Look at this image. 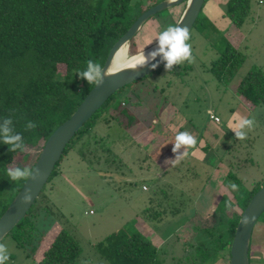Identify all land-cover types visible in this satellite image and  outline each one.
<instances>
[{
  "label": "rangeland",
  "instance_id": "374dc122",
  "mask_svg": "<svg viewBox=\"0 0 264 264\" xmlns=\"http://www.w3.org/2000/svg\"><path fill=\"white\" fill-rule=\"evenodd\" d=\"M226 2L206 0L203 5L200 18L205 16V27L201 29L196 23L190 30L193 63L185 61L167 72L165 62L160 71L129 83L114 94L115 102L130 101L128 109L140 122L146 120V130L135 133L134 125L125 130L117 119L109 118L108 122L100 121L89 136H83L75 150L60 161L58 175L46 183L37 198L32 219L40 237L36 239L39 246L35 254H29V246H17L10 235L0 241L11 252L10 264H37L54 233L62 227L82 247L75 264H109L94 245L121 230L141 231L159 249L162 264H174L194 251L188 244L194 243L195 224L212 226L218 222V210L225 204L223 196L231 198L223 181L230 169L247 189L254 183H264V102L248 109L237 92L248 71L255 67L264 70V0H252L249 15L240 27L226 16ZM184 6L182 2L150 17L133 37L135 50L150 47L147 45L161 31L175 26ZM224 38L246 57L230 82L219 86L209 67L223 47ZM59 69L63 72L64 66ZM214 111L220 115L217 123L209 117ZM234 111L255 120L245 140L237 139L229 129ZM175 122L183 127L177 132L204 137L201 143L215 124L226 129L217 149L219 154L228 150L223 159L213 154L209 159L213 164L214 158L211 167L192 161V152L175 166L169 161L173 152L159 158L173 146ZM101 137L110 151L101 149ZM86 141L82 158L77 150ZM26 151L30 152L29 163L17 167L29 168L40 148L29 146ZM227 212L241 210L234 206ZM249 256L251 264H264V214L253 228ZM218 259L215 256L213 264H227V258ZM184 262L185 259L180 264ZM189 263L193 264L190 260Z\"/></svg>",
  "mask_w": 264,
  "mask_h": 264
},
{
  "label": "trees",
  "instance_id": "16d2710c",
  "mask_svg": "<svg viewBox=\"0 0 264 264\" xmlns=\"http://www.w3.org/2000/svg\"><path fill=\"white\" fill-rule=\"evenodd\" d=\"M159 1L0 0V123L4 118H11L13 130L22 135L26 148L39 147L41 150L49 135L75 111L94 86L82 79L76 70L86 68L89 59L103 67L114 43L143 11ZM251 3L252 0H227L225 14L233 25L240 27L243 24L249 15ZM200 13L194 24L198 23L203 29L205 16L202 14L200 18ZM223 41V47L209 67L219 86H226L230 82L246 57L226 38ZM140 51L135 50L132 38L128 53L133 55ZM60 65L64 66L63 72L59 69ZM155 71H160V67ZM117 91L71 138L47 183L58 175L60 161L75 150L82 137L89 136L100 121L117 119L125 130L138 123L139 120L127 107L129 100L115 102L113 97ZM237 92L248 104L256 106L263 103L264 70L255 67L248 71L238 84ZM108 107H111V111H108ZM28 121L35 122L37 127L26 130ZM102 140L103 137L99 138L101 149L110 151ZM87 144L88 141L83 142L77 150L82 158H85L84 146ZM26 148L24 151L10 152L9 146L0 142V216L25 182L11 180L7 169L29 163L30 152ZM208 149V145L203 146L204 153ZM39 152L30 163V169ZM216 152L223 159L224 151L221 154ZM191 159L202 162L203 158L191 155ZM223 181L231 191V198L223 196L225 204L218 210V222L212 226L195 224L194 243L188 244L194 251L178 258L174 264H180L183 259L185 262L182 264H190L189 260L193 264H205L207 261L213 264L216 262L215 256L227 258V264H230V246L239 218L264 183H254L251 189H247L232 169ZM233 184L237 186L235 190ZM37 198L26 215L7 234L17 246L25 249L29 246L28 252L32 255L39 246L36 239L40 237L32 219L39 202ZM234 206L240 208L241 212L228 213ZM185 220L186 217L180 223ZM94 247L109 264H162L157 246L139 230L113 232L95 243ZM81 252L82 247L77 240L68 229L62 227L54 233L37 264H75Z\"/></svg>",
  "mask_w": 264,
  "mask_h": 264
},
{
  "label": "water",
  "instance_id": "95a60500",
  "mask_svg": "<svg viewBox=\"0 0 264 264\" xmlns=\"http://www.w3.org/2000/svg\"><path fill=\"white\" fill-rule=\"evenodd\" d=\"M182 2L185 3V6L175 26H187L190 31L203 8L205 0H161L143 11L131 24L128 30L114 43L103 65V68L108 70L110 75L104 77L103 84L98 86L94 85L90 89L75 111L64 122L57 126L45 141L32 167L34 172L37 169L39 170L38 176L36 179L29 178L23 183L18 193L0 216V241L4 239L9 231L26 215L47 183L56 163L61 158L64 148L86 120L89 119L115 91L154 72L165 63L161 54L157 55L155 59L150 58L148 64L138 70L128 69L127 66L116 70H110L118 50L124 45H127L128 49L129 41L137 34L141 26L150 17L161 10L174 7ZM144 50L133 55L144 52ZM152 64H156L157 67L152 68ZM27 190L31 191L32 198L29 203L25 204L22 202L21 198ZM263 212L264 185L254 193L242 211L230 246V264H250L249 250L252 231ZM245 217L248 218L247 223L243 222Z\"/></svg>",
  "mask_w": 264,
  "mask_h": 264
},
{
  "label": "clouds",
  "instance_id": "9594fccd",
  "mask_svg": "<svg viewBox=\"0 0 264 264\" xmlns=\"http://www.w3.org/2000/svg\"><path fill=\"white\" fill-rule=\"evenodd\" d=\"M158 40V49L152 51L149 56H145L143 52L127 56L128 59L127 68L132 70H138L148 64L149 57L155 59L157 55L162 54V59L166 62L164 67L167 72L173 70L174 65H182L185 61L193 63L195 57L192 52V45L189 43L191 40V33L187 26H168L165 30L161 31L156 37ZM151 42V41H150ZM152 68L157 67L156 64L151 65ZM76 73L85 79L90 85L103 84L104 77L110 75L108 70L103 68L99 63L92 59L86 61V68L83 70H76ZM234 125L230 127L235 133V137L239 140L247 139L248 132L255 126V120L253 118L241 117L239 115L234 117ZM12 119L4 118L3 123H0V142L9 146L10 152L17 150L24 151L26 146L24 139L20 133L14 132L12 127ZM37 127L33 121H28L25 125L26 130H34ZM173 143L172 152L175 154L174 159H170L173 166L179 164L188 155V149L194 148L197 141L196 138L187 131L177 132ZM182 150V151H181ZM39 174V170L30 168H8L7 175L13 181L28 180L29 178L36 179ZM235 190L237 186L232 185ZM31 191L27 190L24 196L21 198L22 202L27 204L31 200ZM244 223L248 222V218L245 217ZM11 252L6 244L0 243V264H10Z\"/></svg>",
  "mask_w": 264,
  "mask_h": 264
},
{
  "label": "crops",
  "instance_id": "0c3cea01",
  "mask_svg": "<svg viewBox=\"0 0 264 264\" xmlns=\"http://www.w3.org/2000/svg\"><path fill=\"white\" fill-rule=\"evenodd\" d=\"M139 32V31H138ZM142 41H143V39H142ZM158 43V40L155 38V40L154 41H152V42H150L149 43V45H147V46H153V45H155V44H157ZM146 46V47H147ZM129 47V46H128ZM147 48H149V47H147ZM246 107L248 108V109H252L254 106H250V104H248V103H246ZM215 112V114L216 115H218L219 117H220V115L216 112V111H214ZM237 115H239V116H241V117H244L240 112H238V111H234V113H233V115H232V118L229 120V122H228V125H230V127L231 126H233L234 125V123H235V121H234V117L235 116H237ZM248 118V117H247ZM146 122V120L144 121V120H142L141 122L140 121H138V123H136V124H134V132L135 133H137V132H139V131H141V130H143V129H145L146 130V125H144L143 123H145ZM137 126V127H136ZM183 127H182V125L179 123V122H175V125H174V127H173V131H176L177 132V130H181ZM229 128V127H228ZM211 130V132H209V134H208V132H207V138H206V140H204V142L203 143H201V141H200V139L201 138H203L204 139V137H201L200 139H199V137H195L196 138V141H197V143H196V145H195V147L194 148H190V149H188L187 151L188 152H192V156H196L198 159L199 158H203L201 161V164H207V165H210L211 167H213V165H214V158H213V161H212V163L213 164H210L209 163V159H211V156L213 155V154H215V156L217 157V149H218V145H219V141H220V139H221V135H224L225 133H227L226 132V129L224 130L223 128H220V126H218L217 124H215V126L213 127V128H210ZM230 129V128H229ZM150 130V129H149ZM231 130V129H230ZM229 130V131H230ZM232 131V130H231ZM230 131V132H231ZM232 134V133H231ZM235 136V135H234ZM204 145H208V147H209V149H208V151H207V153H204V151H203V146ZM172 148H173V146L170 148V150H168V151H166V152H163V153H161L160 154V157L159 158H161V156L162 157H164V156H166V155H170L171 153H172ZM226 148V147H225ZM182 151V150H181ZM227 152V150H224V153H226ZM204 153V154H203ZM174 156H175V154H173L172 155V158L171 159H174ZM216 159V158H215ZM217 160H220V159H217ZM169 161H171V160H169ZM169 161H167V162H169ZM198 164H200V163H198ZM212 175V174H211ZM211 177V176H210ZM215 192H216V190H215ZM214 192V193H215Z\"/></svg>",
  "mask_w": 264,
  "mask_h": 264
},
{
  "label": "bare ground",
  "instance_id": "6f19581e",
  "mask_svg": "<svg viewBox=\"0 0 264 264\" xmlns=\"http://www.w3.org/2000/svg\"><path fill=\"white\" fill-rule=\"evenodd\" d=\"M159 45L158 43L149 47V48H146V50H144L143 54L145 56H149V54L152 52V51H155L156 49H158ZM125 53H127V56H132L130 54H128L127 50H126V45L122 46L118 52L116 53L115 57H114V60L112 62V65L110 67V70H116L118 68H121V67H124V66H127L128 64V59H127V56L125 55ZM151 57H149L150 59Z\"/></svg>",
  "mask_w": 264,
  "mask_h": 264
},
{
  "label": "built area",
  "instance_id": "2783aa9c",
  "mask_svg": "<svg viewBox=\"0 0 264 264\" xmlns=\"http://www.w3.org/2000/svg\"><path fill=\"white\" fill-rule=\"evenodd\" d=\"M209 117L211 120L215 121L216 123L220 121V117L216 115L214 112H211Z\"/></svg>",
  "mask_w": 264,
  "mask_h": 264
}]
</instances>
